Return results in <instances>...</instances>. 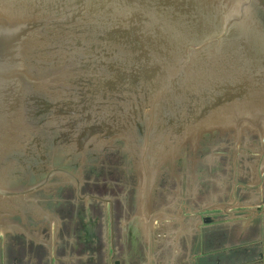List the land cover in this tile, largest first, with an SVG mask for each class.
Listing matches in <instances>:
<instances>
[{"label":"rangeland","instance_id":"obj_1","mask_svg":"<svg viewBox=\"0 0 264 264\" xmlns=\"http://www.w3.org/2000/svg\"><path fill=\"white\" fill-rule=\"evenodd\" d=\"M65 1L63 10L57 9L58 0H39L34 6L25 3L27 12L0 10L1 20L7 17L18 20L14 22L42 24L39 32L46 37L41 44L54 46L56 39L64 40V48H50L45 53L38 44L39 50L31 56L38 65L21 73L31 94L37 95L38 101L33 97V103L43 104L40 129L38 123L24 130L17 127L8 131L9 135L0 133L7 149L1 163L0 191L13 192L11 196L0 192V198L7 200L0 203V264H167L166 260L175 256L182 260L181 249L183 257L190 258L197 253V226L202 219L191 214L187 205L199 209L212 201L209 196L215 193L216 200L231 201L235 183L255 181L260 149L264 148V124L242 116L229 122L216 121L212 129L201 131L197 123L181 138L172 136L171 140L170 134L161 132L178 134L173 125L181 119L177 117L179 105L184 108L188 103L184 93H175L171 99L157 96L152 103L143 93L147 102H142L139 93L137 99L130 93L102 96L88 91L85 80L89 75L110 73L111 66L134 67L137 52L130 43L102 46L93 32L87 36L66 23L57 25L70 19L74 11V0L71 4ZM97 6L93 17L77 24L81 29L102 31L109 28L105 26L108 23H119V3L98 0ZM87 11L88 7L81 6V12ZM195 44L192 39L182 41L179 47L176 44L171 56L177 65L170 70L189 72L190 65L185 64ZM148 56L158 57L149 49ZM160 68L158 78L168 69L163 62ZM117 113L128 122L126 126L135 129L131 136L125 133L128 128L121 129L125 124L114 125L119 121ZM166 114L168 128H164ZM42 137L45 144H38ZM170 140L174 144L172 155L158 157L154 173L147 178V166L154 168L148 156L153 143L161 146ZM33 143L41 147L37 157L29 153L37 149H31ZM214 145L219 147L214 151L218 158L212 155ZM145 177L147 181L150 178L148 186ZM243 190L238 186L239 201L244 198ZM220 211L213 208L205 212ZM166 243L168 249H164Z\"/></svg>","mask_w":264,"mask_h":264},{"label":"water","instance_id":"obj_2","mask_svg":"<svg viewBox=\"0 0 264 264\" xmlns=\"http://www.w3.org/2000/svg\"><path fill=\"white\" fill-rule=\"evenodd\" d=\"M107 2L109 4L119 3V8L122 11L119 23L116 25L106 24L105 26L109 27L107 30L96 31L100 28L85 30L77 25L95 15L98 0H75L74 11L71 12L70 19L61 20L62 22L57 24L66 23V25L74 26L72 29L76 33L82 31L87 36L94 33L97 37L96 40H100L98 45L114 46L130 43L129 46H133L134 51L137 52L133 59L134 67L124 69L111 66L110 73L96 72L89 75L85 80L88 84V91L99 92L104 96L106 94L112 96L113 93L137 95L138 93H149L155 89L154 85L157 91H163L161 79L157 75L161 71L160 65L163 62L164 67L168 68L164 70V75L172 73L170 68L177 65L171 56L173 48H177V43L179 47V44L187 39H192L197 45L195 48L192 47L191 59H188L189 63L185 64V66L190 65V70L185 73L176 72V74L182 77L183 75L190 76L199 85L200 82L196 81L199 80L196 76L200 75V69L204 66V69L207 68L208 74L212 72L232 80L240 79L243 83L246 82L248 89L253 91L264 89V71L254 67L258 63L264 64V0H107ZM81 6L88 7L89 11L84 14L81 12ZM108 9L113 10L111 5H108ZM36 24L34 27L37 30H35L39 32L41 25L37 26ZM148 49L158 57H149ZM239 63L250 67L242 69L238 65ZM253 69L256 72L253 73ZM10 75L13 77L14 73ZM257 77L261 79V82L256 81ZM168 82L164 83V89L169 91L171 86H167ZM190 85L191 88L186 84H181L179 87L173 85V90L178 92L177 95L184 93V97L188 96V101H194V104L190 103V107L193 109L195 104L198 106L200 95L196 92V86L192 81H190ZM185 88H189L190 91L185 93ZM186 120L182 121L181 118L177 125L185 128ZM200 120L191 121L189 124L198 123L200 125L198 129L201 131L212 129L211 124L213 123H200ZM218 148L217 145L211 147L212 155L217 158L218 154L214 151ZM260 150L255 168L254 177L255 180L257 179L255 183H235L233 200L228 202L216 200L218 194L215 193L209 196L213 200L199 209H192L186 204L191 214L204 213L213 208H221L229 214L233 207L241 203L238 199V186L241 185L249 189L263 186L264 148ZM248 152L250 153V151ZM0 192L7 196L13 194V192L4 190ZM260 209L258 207V210ZM159 215L157 212L156 216L160 217ZM179 217L181 218V215L175 218ZM151 219L153 218L151 217L149 221ZM203 221L210 223L213 218L208 216Z\"/></svg>","mask_w":264,"mask_h":264},{"label":"bare ground","instance_id":"obj_3","mask_svg":"<svg viewBox=\"0 0 264 264\" xmlns=\"http://www.w3.org/2000/svg\"><path fill=\"white\" fill-rule=\"evenodd\" d=\"M58 2L60 3V5L57 9L63 10L62 7L64 5H66L65 4L66 1L65 0H62V1L58 0ZM72 2H73V0H70V2H68V3L71 4ZM25 3L28 5L40 4L39 0H0V10L2 8H4V10L8 11V13L9 12L15 13V11L17 12L19 9L21 11L26 9L27 6L25 5ZM32 6H34V5H32ZM6 11H5V13H6ZM26 12H27V9H26ZM57 12H59V11H57ZM3 13H4V11H3ZM24 13H25V11H24ZM66 14L69 15L68 12H66ZM56 15H58V13ZM7 16H12V14L7 15ZM2 17L4 18V16H2L0 14V133L1 132H7V134H8V131H10V132L16 131L17 127H20L21 129L24 130V129H27L29 127L28 125H30V124H33V127L38 126V123H39V129H40V127H41L40 116L43 115V113H44V112H42L43 110H40V109L41 108L43 109V107H41V106H43V104L41 101H40L41 105H39V102L37 103V101H38L36 99L37 95L35 93L31 94L29 88L26 86V84L21 79V76H22L21 73L23 71L28 73L26 71L27 67H32L33 65H38L37 59L35 57H33V59L31 58V56H35L36 50H39V48H37L38 44L41 46L40 49L42 50V52L45 53V51H47V49L49 50L50 48H52V49L64 48V46L62 44V41H64V40L56 39V41H55L53 39V41H55L54 46L53 45L47 46L46 42H43L44 44H41L40 43L41 40H44L46 36L41 35V33H39V32H36L37 29H36V27H34L36 22H25L24 20H22L23 22H14L17 19L9 20V18L7 19V17H6V19L1 20ZM36 25L38 26L39 24H36ZM29 35H31L30 38H29ZM58 36H59V34H58ZM54 38H58V37L56 36ZM45 57H47V56H45ZM252 63L254 64V62H252ZM238 65L242 69L250 67V66H247L246 64H243V63H239ZM252 66H254V65H252ZM254 67L257 70L264 71V64L263 63L255 64ZM199 69H200V67H199ZM206 69H204V66H203L202 69H200V72H201L200 75L196 76L199 79V80H196L197 82H200L199 85L196 82L192 81V83L196 86V89H195L196 92L200 95L198 102H197L198 106L195 104L193 106V109H192L190 107V105H191L190 103L194 104V101H188V96H186V99L188 101V103L185 105L186 108L185 107L182 108V104L179 105L178 114H180V115H178L177 117L180 118L179 116H181L182 121L188 119V120H186L187 124L185 125V128L182 127L181 125H180L181 127H179L178 125H177L178 126L177 127L176 126L177 122H176L173 125L174 131H176V128H177V130L179 128H181V130H178L179 131L178 134L176 133V134L171 135V132L170 133L167 132L168 130L163 132V129L161 132L162 134H164V135L170 134L171 137L169 136V138L171 140L174 139V137L172 138V136H177V137L181 136L182 137L184 135L183 132L184 131L187 132L186 129L189 130L192 126V125L190 126L189 122L197 121L199 119H201L200 123L206 124V123H214V122L216 123V121L217 122L219 121L221 123L223 121L229 122V121H231V119H235V118L238 119L242 116H248L251 119L256 120V122H257V120L258 121L260 120L264 124V92H262V91H264V89L253 91L251 89H248V87L246 86V82L243 83L240 79L232 80L228 77L218 76L212 72H210L208 74ZM254 72H256V71L253 69V73ZM11 73H14V75L16 74V76L14 77V75H13V77H12V75H10ZM157 75H160V74L158 73ZM161 75H163L160 78L161 79V85H165L164 83L166 81H169L168 84H170V85L167 84V86H171V87H169V88H171V90L168 91V90L163 89V91L159 90L157 92L154 89V90H151L149 93H146V92L143 93V94H147V95H145V97H147L149 99L148 102L151 101L153 103L154 101L152 99H155L157 96H158V98H162V97L168 98V99L173 98V95H175V93H178L175 90H173L174 89L173 85H176L179 87L181 84L182 85L186 84L189 88H191L190 76H187V75L184 76L183 75V77H182V76L174 73L173 71H172V73L170 72L167 75H164V74H161ZM224 78H225V80H223ZM256 81L261 82V79L257 77ZM42 87H43V85H42ZM233 87H235V88L233 89ZM40 88L41 87H39V90H40ZM189 88L184 89L185 93L190 91ZM40 92L42 93V91H40ZM94 94L95 95H98V94L102 95L99 92H94ZM143 94H140V95L142 96ZM106 95L109 96V94H106ZM132 95L136 96V98H137V95H135V94H132ZM102 96H104V95H102ZM145 97H143V96L140 97L142 102H147ZM32 98H33V100L36 99L37 101L33 103ZM134 99H135V97H134ZM137 99H139V98H137ZM116 102H118V101H116ZM149 104H151V103H149ZM155 104H157V103H154V105ZM162 104H160V105L162 106ZM114 105H116V104H114ZM164 106H165V104H164ZM106 107H108V106H106ZM95 108H97V107H95ZM153 108H154V106H153ZM158 109L160 110V108H158ZM26 111L28 113H26ZM191 111L193 112L192 115H190ZM209 111H210L209 116L205 118L206 113ZM165 113H167V111ZM34 114H36L35 117L33 116ZM168 114H169V112H168ZM175 116H176V114H175ZM117 117H118L119 121H116L114 123V125L116 127H121V125L125 124V126H123L121 129L124 132L125 128L126 129L128 128L127 131H125V133L129 132L128 136H131L132 131L134 132L135 129L133 130L132 127H130V125H128L129 127L126 126L128 122L123 120V115L121 116L120 114H118ZM129 118L132 119L131 116ZM165 118H164V123L166 124V127H164V128H168L170 126H169V117H167V114H166ZM197 118H199V119H197ZM250 118H248V119H250ZM75 119L76 118H74V120ZM170 120H171V117H170ZM175 120H176V118H175ZM180 120L181 119H179V121ZM248 121H250V120H248ZM34 123H35V125H34ZM259 128H261V126ZM262 130H264V129H262ZM40 133H41V131H40ZM40 133L38 132L39 136H41ZM157 137H158V135L154 136V138H157ZM1 139L2 138H0V164L3 161L2 159L4 158L3 157L4 152L7 150V149L4 150V148H6V146L4 147L5 144L1 143V142H3V140L1 141ZM128 139L131 140V138H129V137H128ZM171 140L169 142H167L165 145H161V146L156 145V143H153L154 145H152V148L149 150V154H148V156L150 158V165L152 167L155 166V163H156L155 160L158 157H160V156H164V157L166 156L167 157L168 155H172V153L174 151V148H173L174 144H172ZM41 141L43 144H45L43 142V137L40 141L37 140L38 144L41 143ZM47 141H49V140H47ZM30 147H31V149L37 148L39 150V152L37 151V149H34V150H31L29 153H32V155H34L36 157L39 156V154L41 152L40 145L33 143V145L32 146L30 145ZM24 152H27V151H24ZM25 157H26V154H25ZM145 158H146V156H145ZM155 169L156 168L154 167L152 170V169L148 168V166H147V170L145 171V173H146L145 175L147 176V178L150 176L149 174L154 173ZM2 170H3V168H2V164H1L0 171L2 172ZM147 178L145 177L146 181H147ZM149 179L147 181L146 186H148ZM0 182H2V181H0ZM149 185H150V182H149ZM5 200H6V198L5 199L0 198V203L1 204L5 203ZM11 202H13V201H11ZM19 203H20V201H19Z\"/></svg>","mask_w":264,"mask_h":264},{"label":"crops","instance_id":"obj_4","mask_svg":"<svg viewBox=\"0 0 264 264\" xmlns=\"http://www.w3.org/2000/svg\"><path fill=\"white\" fill-rule=\"evenodd\" d=\"M242 193L241 203L229 214L223 210L199 214L202 224L197 226L199 250L196 254L185 259L181 249V261L175 256L166 263L189 264L190 260V264H264V185L257 189L244 188ZM208 216L213 221L205 223L203 220ZM172 234L166 236L171 237ZM164 249H168L167 243Z\"/></svg>","mask_w":264,"mask_h":264}]
</instances>
